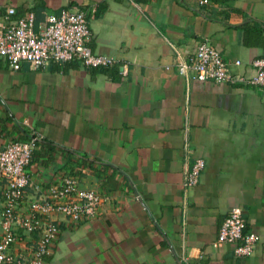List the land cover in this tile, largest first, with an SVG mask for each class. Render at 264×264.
I'll list each match as a JSON object with an SVG mask.
<instances>
[{
    "label": "crops",
    "instance_id": "0c3cea01",
    "mask_svg": "<svg viewBox=\"0 0 264 264\" xmlns=\"http://www.w3.org/2000/svg\"><path fill=\"white\" fill-rule=\"evenodd\" d=\"M5 7L32 11L36 23L78 8L92 51L126 64L112 78L77 62L12 70L0 59V147L29 128L45 142L26 166L25 198L70 170L104 197L94 218L56 217L45 264H264V88L186 85L173 66V48L186 56L205 39L225 62L240 60L234 72L249 71L264 41L244 37L264 40V0H0ZM196 157L204 167L182 202L183 163ZM232 207L258 235L249 256L216 241Z\"/></svg>",
    "mask_w": 264,
    "mask_h": 264
},
{
    "label": "built area",
    "instance_id": "2783aa9c",
    "mask_svg": "<svg viewBox=\"0 0 264 264\" xmlns=\"http://www.w3.org/2000/svg\"><path fill=\"white\" fill-rule=\"evenodd\" d=\"M196 1L200 5L210 2ZM90 37L86 13L75 7L48 14L41 23L35 22L32 11L15 16L12 7H5L0 13V59L12 70H17L24 62L32 69L77 62L94 69L118 65L120 75H125L126 64L94 53L89 45ZM173 51L174 69L186 85L197 80L264 88V55L253 58L249 71L240 73L231 69V65L241 66L240 60L234 59L231 64L225 62L205 39L186 56L175 48ZM27 135L24 140L10 141L0 147V264H45L57 235L56 217L73 222L94 218L104 200L99 193L80 187L78 181L68 175L43 187L33 184V195L25 198V189L30 185L26 166L35 144L43 139L33 128H29ZM187 147L184 136V152ZM203 167L204 160L200 157L183 163L182 202L187 190L197 183ZM257 240L258 235L245 227L241 209L230 208L218 225L216 241L232 245L235 256L245 257L252 253ZM17 243L22 245L19 251L15 248Z\"/></svg>",
    "mask_w": 264,
    "mask_h": 264
},
{
    "label": "trees",
    "instance_id": "16d2710c",
    "mask_svg": "<svg viewBox=\"0 0 264 264\" xmlns=\"http://www.w3.org/2000/svg\"><path fill=\"white\" fill-rule=\"evenodd\" d=\"M247 36H250L249 38H247ZM247 36H245L244 37V43L245 44H258V43H260V44H262V42L264 41L263 39H262V37H259V35H256L255 33H250L249 35H247ZM89 69H94V68H89ZM97 70H100V71H102V72H105V73H108V74H110V77H112V78H114V77H117L118 76V70H117V67L116 66H113V67H110V68H105V69H97ZM39 144H45V142L43 141V139L42 140H40L39 142H37L36 144H35V147H34V149L39 145ZM48 147V146H47ZM34 149H33V151H34ZM33 151H32V155H33ZM32 155H31V157H32ZM87 166H91V164L90 163H87ZM97 171V170H96ZM95 171V173L96 174H98L97 172ZM66 175H68V176H71V177H73V178H75L76 180H77V176H76V174H75V172L73 171V170H70L69 171V173L68 174H66ZM78 181V180H77ZM78 184H79V182H78Z\"/></svg>",
    "mask_w": 264,
    "mask_h": 264
}]
</instances>
